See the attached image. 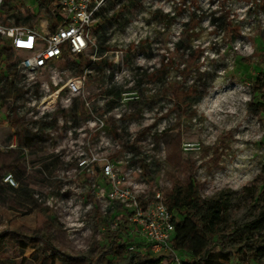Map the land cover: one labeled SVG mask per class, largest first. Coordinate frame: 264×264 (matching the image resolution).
I'll return each mask as SVG.
<instances>
[{"label": "rangeland", "instance_id": "374dc122", "mask_svg": "<svg viewBox=\"0 0 264 264\" xmlns=\"http://www.w3.org/2000/svg\"><path fill=\"white\" fill-rule=\"evenodd\" d=\"M218 1L224 0H199L200 11L208 18L204 19L198 29L195 44L209 47L205 56L210 55L209 61L201 62V70L210 68L217 77L202 102L193 108L188 106L185 95L180 94L179 99L171 95L169 85L172 80L173 86L177 85L179 91L185 93L195 80V72L187 79V83H182L178 72L167 68V73H170L167 87L156 82L153 77V68L156 64L161 67L164 63L163 57L170 47L173 49L183 24L188 21L191 8L189 2L184 6L182 14L176 15L172 26H169L170 21L152 22V13L160 9L165 14L172 13L173 17L175 11L183 7L182 0H142L130 14H126L125 8L118 10L126 14L130 23L125 29L119 26L113 29L108 55L119 79L129 81L138 67L149 71L145 82L148 85L145 89L149 92L146 98L142 102L126 100L117 111H135L132 115L136 114L134 118L137 120V111H170L173 123L176 121L170 134L160 135L156 140L166 144L167 158L161 167V175L169 184V192L176 187L188 188L194 177L205 199L219 200L227 207L230 222L248 223L264 213V196L256 202L264 186V112L259 111L255 104L260 98L254 97L264 92V81L255 89L250 80L251 73H245L238 59H244V63L248 60L258 63L264 59V48L260 50L256 46L258 37L263 39L264 44V7L257 8L254 0H225L234 9L235 27L240 31L232 46L222 34H216L209 24V17L217 9ZM44 3L45 0L9 1L5 9L12 4L17 6L14 14L19 17L14 20L12 14L9 18L6 10H3L1 21L6 20L12 25L16 21L18 23L20 18L19 26L32 28L35 25L32 13L28 10L31 8L39 15L36 19L37 30L42 32L50 29L52 18L45 10ZM25 18L30 19L25 22ZM137 42L144 43L146 47L141 49L145 51L140 50L135 54L134 67L126 63L124 72L118 71L116 53H124L128 45ZM147 55L154 56L150 58ZM84 57L86 60L87 57ZM75 63L74 57L65 56L60 67L71 69V76L78 77L79 74L72 68ZM101 76L97 70L87 76L85 90L92 97L101 91ZM209 82L210 79L201 81L199 88ZM77 101L82 103L81 99ZM11 129L20 131L23 125L18 119L11 118L9 128L0 130V140L10 135ZM110 131L114 135L113 129ZM187 144L192 145L190 150H186ZM28 150V156L20 150L0 155V179L7 173L16 174L21 171L19 183L22 182L31 191L30 197L20 198L8 194L0 198V263L87 264L84 255L93 239H104L103 232L109 222L94 213L88 218L85 227L80 229L76 239H72V233L66 230L57 209L61 193H64L63 199L72 196L77 189L84 188L87 177L82 172L72 174L70 169L75 165L57 162H45L41 165L43 170L35 169L39 167V154H48L52 149L37 146ZM57 171L62 176L54 180L52 177ZM39 193L47 195V198L54 197L53 203L44 205L38 202L34 195ZM93 200V197L89 198V202ZM40 236L49 239L58 252ZM101 243L104 245L105 241ZM23 244L29 245L24 254ZM34 251L36 258H31ZM238 263L244 264L242 260Z\"/></svg>", "mask_w": 264, "mask_h": 264}, {"label": "built area", "instance_id": "2783aa9c", "mask_svg": "<svg viewBox=\"0 0 264 264\" xmlns=\"http://www.w3.org/2000/svg\"><path fill=\"white\" fill-rule=\"evenodd\" d=\"M48 1L53 4L45 6L49 16L61 19L54 31L39 32V15L31 8L32 28L5 26L0 20V130L9 128L11 118L23 125V130L11 129L10 135L0 140V154L20 150L28 156L29 148L51 147L50 153L39 154L35 169L43 170L45 162H57L75 165L70 169L72 174L82 172L87 177L84 188L72 196L63 199L61 193L57 207L72 239L88 218L98 213L112 229L126 227L124 236L131 239L130 250L140 241L143 250L172 255L175 216L167 205L169 184L161 175L167 148L165 142L156 141L172 132L170 111H137L138 120L132 115L135 111H117L126 100H140L137 91L123 94L121 106L106 111L108 99L100 92L93 97L86 93V79L92 71L73 77L71 69L60 67L65 56L84 55L94 63L109 56V52L100 56L94 32L99 14L114 0ZM7 2L0 0V15ZM115 64L124 72V53H116ZM113 67L114 81L123 83ZM129 81L132 87L133 77ZM144 93L149 92L145 89ZM79 99L86 111H72ZM186 146V150L192 147ZM61 176L57 171L52 178ZM0 184L11 195L20 187L15 173L3 175ZM34 196L44 205L54 200L42 193ZM90 197L95 201L89 202Z\"/></svg>", "mask_w": 264, "mask_h": 264}, {"label": "trees", "instance_id": "16d2710c", "mask_svg": "<svg viewBox=\"0 0 264 264\" xmlns=\"http://www.w3.org/2000/svg\"><path fill=\"white\" fill-rule=\"evenodd\" d=\"M123 1L114 0L99 14V22L94 32V37L100 50V56H104L110 50L109 44L113 38V29L118 26L121 29H125L130 23L126 14H130L131 10L137 8L142 0H128V4H123ZM182 1L184 3L183 7L181 8L180 6V9L175 11L173 17H171L172 13L165 14L160 9L152 13V22L162 23L170 21L169 26H172L176 15H181L185 10L184 6H186L187 2L191 5L188 11V21L183 24V29L178 39L173 43V49L170 47L163 57L165 58L164 63H162L161 67L156 64L153 68L155 70L153 77H155L156 82H160L167 87L170 82L168 81V74L170 75V73H167V68L176 70L178 77L181 78L179 81H182V83H187V79L195 72V80L185 93H181L177 85L173 86L172 80L169 85L173 92L170 91L171 95L177 96L178 99L180 94V96L185 95L188 106L193 108L195 105H199L209 90L212 89L217 75L210 68L204 71L201 70V62L205 63L210 60L209 54L205 56L209 47L195 44L198 38V29L208 16L200 11L199 0ZM253 2L256 3L257 8L264 7V0H254ZM120 4H122V7L118 9L117 7ZM45 6H53V4L45 0ZM17 8V6L12 4L8 9L4 8V10L11 18ZM122 8H125L126 14L123 12L119 13L118 10ZM234 16L235 13L231 4L224 0L218 1L217 9L212 11L209 17V24L215 33L222 34L223 38L232 46L240 33L235 27ZM18 17L15 14L12 16L14 20ZM51 18L50 30L54 31L60 24L61 19L59 16ZM29 19L25 18L24 21L28 22ZM18 20L20 21V18ZM19 21L12 25L6 20L2 21V23L5 26H19L21 22ZM256 46L260 50L264 48L261 37L256 38ZM141 47L146 46L144 43H132L124 50L125 61L129 66L135 65L134 56L136 53L140 50L145 51ZM152 56L147 55L150 58ZM74 58L76 59V63L73 65L75 73L84 74L86 71L97 70L100 75L102 74L100 93L105 99H108L105 105L106 111L118 109L125 93L137 91L140 100L136 102L146 98L143 86L147 80L148 72L143 68L135 69L136 71L133 75L134 84L129 87L131 81L124 80L121 84H117L114 81V73L110 71L112 63L109 56L103 57L95 63L89 61L88 58L85 60L84 55L74 56ZM238 61L245 69V73L247 71L251 73L250 80L253 83V87L257 89L259 83L262 80L264 81V59L258 63H252L250 60L244 63V59L241 58ZM209 79V83L199 88L201 81H209ZM254 97L260 98L255 104L259 111L264 112V92H260V95L255 94ZM97 105L95 106L97 107L96 111H100V107ZM84 110L83 103L77 102L72 111ZM175 126L176 121L170 130L173 131ZM20 172L18 171L15 174L17 179L22 177ZM8 194L7 189L0 184V198H5ZM12 195L20 198L30 197L31 191L21 182L19 189L12 191ZM263 196L264 186L256 202H259V199ZM167 205L175 216L176 231L173 245L174 253L172 255H157L149 250H143V242L140 241L137 243L135 250H130L131 239L124 236L126 227L112 229L108 226L103 232L104 239L100 241L92 240L88 252L84 255L87 264H242L238 263L240 260L244 264H264V213H261L259 217L248 223H243L242 221L230 222L227 207L223 206L219 200L205 199L201 193V186L198 185L194 177H192L188 188L176 187L169 194ZM40 237L56 251L49 239L44 236ZM102 240L105 241L104 245L101 243ZM28 246L23 244V254L28 249ZM35 252L31 258L35 257ZM60 254L69 258L63 253Z\"/></svg>", "mask_w": 264, "mask_h": 264}, {"label": "crops", "instance_id": "0c3cea01", "mask_svg": "<svg viewBox=\"0 0 264 264\" xmlns=\"http://www.w3.org/2000/svg\"><path fill=\"white\" fill-rule=\"evenodd\" d=\"M0 155H3V154H0Z\"/></svg>", "mask_w": 264, "mask_h": 264}]
</instances>
